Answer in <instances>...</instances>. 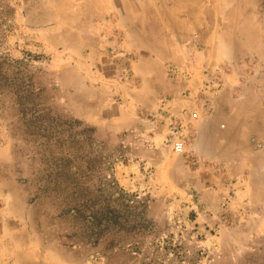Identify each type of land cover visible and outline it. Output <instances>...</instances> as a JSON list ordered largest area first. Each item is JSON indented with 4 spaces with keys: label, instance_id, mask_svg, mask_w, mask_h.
<instances>
[{
    "label": "rangeland",
    "instance_id": "374dc122",
    "mask_svg": "<svg viewBox=\"0 0 264 264\" xmlns=\"http://www.w3.org/2000/svg\"><path fill=\"white\" fill-rule=\"evenodd\" d=\"M3 10L0 264H264V0Z\"/></svg>",
    "mask_w": 264,
    "mask_h": 264
},
{
    "label": "trees",
    "instance_id": "16d2710c",
    "mask_svg": "<svg viewBox=\"0 0 264 264\" xmlns=\"http://www.w3.org/2000/svg\"><path fill=\"white\" fill-rule=\"evenodd\" d=\"M5 14L6 11L3 10V12H1L0 14ZM9 60H7L6 58H2L0 60V83L2 80H6V76L2 75L1 72L4 68L9 69V66L7 64V62ZM12 91V93H14L16 96H18V98H20L19 90H13V88H10ZM14 91V92H13ZM51 117V120H46V117ZM25 126L28 128L27 131L28 133L33 136H35V140H41L43 141V137H45L43 134L46 133L47 135L51 136L50 138H48L49 140H53L52 138L58 137L63 131V129H59V127L61 128L64 124H66L65 122L61 121L58 117L54 116L51 114L50 110L48 108H41L39 106V104H37L33 110L32 113L30 114L29 118H25ZM47 122V123H46ZM43 130V132H42ZM26 131V133H27ZM43 133V134H42ZM48 141V140H47ZM54 145L56 146V143H54ZM54 146V147H55ZM54 153H52L53 155ZM61 154V152H57V155ZM55 158V157H53ZM62 160H60L58 157H56V159H53L52 162L54 163H58Z\"/></svg>",
    "mask_w": 264,
    "mask_h": 264
},
{
    "label": "built area",
    "instance_id": "2783aa9c",
    "mask_svg": "<svg viewBox=\"0 0 264 264\" xmlns=\"http://www.w3.org/2000/svg\"><path fill=\"white\" fill-rule=\"evenodd\" d=\"M213 95L216 96L217 94L214 93ZM204 106H205V103H204ZM173 149L176 153H182L183 152V144L180 142H176V143H174Z\"/></svg>",
    "mask_w": 264,
    "mask_h": 264
}]
</instances>
